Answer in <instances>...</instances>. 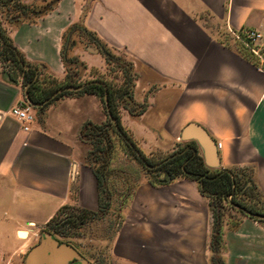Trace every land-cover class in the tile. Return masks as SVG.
<instances>
[{
	"label": "crops",
	"instance_id": "obj_1",
	"mask_svg": "<svg viewBox=\"0 0 264 264\" xmlns=\"http://www.w3.org/2000/svg\"><path fill=\"white\" fill-rule=\"evenodd\" d=\"M16 1L48 7L39 15L4 23L0 18L44 89L97 78L90 71L102 72L106 60L95 38L132 64L133 98L145 107L138 115L121 109L120 122L147 157L194 140L181 133L196 124L221 143L218 165L209 168L249 172L264 202V64L231 40L243 28L264 34V0ZM76 35L92 42L85 50H69L85 65L81 77L66 76L62 56L65 38ZM21 99L22 76L10 77L0 64V254L28 237V227L36 234L74 193L82 207L98 205L97 180L86 165L90 146L81 130L86 122L107 120L100 99L91 93L45 99L33 107L28 131L7 113ZM122 214L102 264H214L210 202L195 180H145ZM218 256L223 264H264V223L249 215L224 221Z\"/></svg>",
	"mask_w": 264,
	"mask_h": 264
},
{
	"label": "trees",
	"instance_id": "obj_2",
	"mask_svg": "<svg viewBox=\"0 0 264 264\" xmlns=\"http://www.w3.org/2000/svg\"><path fill=\"white\" fill-rule=\"evenodd\" d=\"M3 5L5 8L6 17L12 19L13 17H30L31 15H39L47 10L48 7L35 5H26L18 1L12 0H0V6ZM0 61L6 65V61L10 62V68L6 71L10 77H16L21 75L23 78V85L29 83L27 90L29 97L32 101L38 102L43 101L50 97L54 91L58 88L67 85H80L85 82H89L87 85L78 90H63L52 96L49 101L55 100L60 96L68 94H84L91 93L95 94L101 101L104 110L106 111L104 94L108 91V103L109 109L112 115L116 118L118 126L122 132L120 135L117 130L112 125L109 117L107 120L101 124H95L91 122H86L81 130V138L83 140H88L92 149L89 152V158L93 163V173L97 180V190H98V205L97 211H101L103 208L101 203V192H106L105 183L107 180L108 169H106V163H108V158L110 152L112 151V141L110 137V131L119 134L127 143L132 144L131 149H133L140 157L142 162H147L154 165L155 162L151 161L135 144L131 136L126 129L122 126L120 122V115L118 111V105L115 103V92L119 97L127 99L124 104L120 105V109L126 110L130 115H138L143 112L145 103L141 104L138 109L134 106H129L128 102L132 105H139L133 98V87L135 80V73L130 61L126 62L122 60V57L111 52L110 49L105 47L95 38V42L100 46L102 54L105 57L106 64L112 62L116 63L117 69L123 73L122 84L117 89H112V87L103 79L95 78L87 81H67L65 80L62 84H54L49 89H44L40 81L35 77L36 68H24L22 67L20 61L23 57L20 55L19 51L12 44L11 40L5 35L4 30L0 26ZM89 34V33H88ZM69 36L65 38L64 48L62 51V56L64 62L66 63V76L71 72L72 74H77V58L70 57L66 59V53L70 49ZM25 63V61H24ZM74 65V66H73ZM75 67V69H73ZM98 81V82H96ZM40 91L41 96H35L34 92ZM48 101V102H49ZM40 109H42L40 107ZM107 113V111H106ZM159 165L147 168L149 172L155 173V180L150 182L155 184H164L171 181L177 177H187L189 179L195 180L198 183L199 191L202 195L206 196L210 202V210L212 215V230L210 237V251L211 259L214 264H223L218 256L220 238H221V227L224 222V201L231 205V208L238 211L239 213L246 215L243 211L235 208L233 205H241L246 209L254 212L264 214V210H256L252 207L246 206L235 198L237 194H243L250 198H255L257 202L261 200V194L257 189L256 185L251 180L250 175H246L244 171L237 169H222V170H212L204 163L202 154L199 152L198 143L195 140H188L179 145L172 152L167 154ZM99 162L98 165H96ZM106 162V163H104ZM168 176V178H167ZM158 177V178H157ZM230 196V198H228ZM106 205V204H105ZM262 205V204H261ZM65 206L61 207L55 215H58ZM89 212V211H86ZM55 215L50 219L49 222H53ZM254 217V216H251ZM260 222L264 223V219L256 218ZM48 222V223H49ZM73 216L67 215L63 223H72ZM53 236V234H52ZM57 239L55 236H53ZM58 240V239H57Z\"/></svg>",
	"mask_w": 264,
	"mask_h": 264
},
{
	"label": "rangeland",
	"instance_id": "obj_3",
	"mask_svg": "<svg viewBox=\"0 0 264 264\" xmlns=\"http://www.w3.org/2000/svg\"><path fill=\"white\" fill-rule=\"evenodd\" d=\"M5 12L4 6L1 5L0 18L3 23L4 20H6L5 18H7ZM1 29L3 30L2 26ZM231 40L240 52L250 56L247 49L234 34H232ZM69 41L71 44L69 50L71 51L74 45H78L80 49L85 50V46L92 44L91 40H86V38L80 35L69 38ZM118 55L122 57L123 61H129L126 55L122 53ZM65 57L67 59L76 56L68 51ZM9 63L10 62L6 61L5 65L0 61V64L6 71L10 68ZM84 67L85 65L77 58V75H79V77L82 76ZM90 74H95L97 78L105 80L113 90L117 89L123 81V73L117 69L116 63L114 62L105 64L102 72L90 71ZM82 78L84 81L93 79L88 76ZM114 95L116 98L115 103L119 106L117 109L121 111L120 105L124 104L127 99L119 97L116 92ZM137 103L139 105H132L131 102H128V105L138 109L139 106L143 104L142 102ZM110 137L112 141V151L110 152L108 163L104 162L106 163V169H108L105 183L106 192H101L99 194L103 206L101 211H97V208L87 209L82 207L74 193L70 199V203L65 205L64 209H62L58 215H55L53 222H49L41 229H38L36 234L34 233V229L28 227V237H19L18 240H14L10 248L12 251L8 249L6 252L0 254V264H24V258L27 252L35 245L34 243L40 240L43 231L50 232L58 241L68 243L77 252L80 251L83 253L85 257H80L87 263L102 264L107 257L111 255L112 243L116 237L117 228L123 221V208L127 206L134 190L141 182L145 180H155L156 178L155 173L147 170L148 167L145 165V162L141 161L138 154L131 149L129 144L119 134L110 131ZM84 141L90 146L86 156V165L93 171V163L89 158L92 145L88 140ZM167 154L149 156L148 158L157 164L160 162L159 160L164 158ZM98 164L99 162L96 165ZM246 175H250L249 172H247ZM235 198L253 209L264 210V202L262 203V199L257 202L255 198L253 199L243 194H237ZM223 205L225 210L224 221L234 222L238 217L243 215L231 208L232 204L224 201ZM233 206L237 208L235 205ZM67 215L73 216L72 223H63Z\"/></svg>",
	"mask_w": 264,
	"mask_h": 264
},
{
	"label": "water",
	"instance_id": "obj_4",
	"mask_svg": "<svg viewBox=\"0 0 264 264\" xmlns=\"http://www.w3.org/2000/svg\"><path fill=\"white\" fill-rule=\"evenodd\" d=\"M1 38V33H0ZM93 50L96 52L98 51L97 48H93ZM22 67L24 68H30L31 66L29 64L24 63L23 60L20 61ZM37 76V73H36ZM35 76V77H36ZM98 82V81H96ZM89 82L83 83L81 85H67L61 88H58L54 93L51 95L54 96L55 94L62 92L63 90H78L87 85ZM29 84L25 85V98L29 104H31L33 107L41 106L45 101H38L34 102L30 99L28 94V87ZM51 97L47 98L46 100H49ZM104 102L105 107L107 111V115L111 120L112 125L117 130V132L122 135V132L118 126L116 118L112 115L109 109V103H108V91H105L104 94ZM181 138L184 140L188 139H194L199 147L202 150V156L204 159V163L208 167H216L218 165V156H217V147L216 143L211 139L209 134L200 126L196 124H189L187 125L181 133ZM129 146H132L130 142H128ZM139 156V155H138ZM160 161L157 164H149L145 162V165L150 168L157 166L161 163ZM168 178V176H167ZM238 209L243 211L246 215L258 217L261 219H264V214L260 213H254L245 207H242L241 205L236 204L235 205ZM44 253L45 256L42 259V261H37L36 257L40 254ZM78 259L79 264H88L85 260H83L79 253L68 243L60 242L57 239H55L50 232L43 231L42 237L40 240L32 246L29 251L27 252L25 258H24V264H68L72 259Z\"/></svg>",
	"mask_w": 264,
	"mask_h": 264
},
{
	"label": "built area",
	"instance_id": "obj_5",
	"mask_svg": "<svg viewBox=\"0 0 264 264\" xmlns=\"http://www.w3.org/2000/svg\"><path fill=\"white\" fill-rule=\"evenodd\" d=\"M234 36L247 49L249 54L264 64V34L258 30L243 28L233 33ZM8 115L12 116L19 124L21 129L28 131L31 122L35 119L34 109L31 104L25 99L17 101L7 111ZM179 140V138H178ZM221 143L216 144L220 148ZM230 198V196H228Z\"/></svg>",
	"mask_w": 264,
	"mask_h": 264
},
{
	"label": "flooded vegetation",
	"instance_id": "obj_6",
	"mask_svg": "<svg viewBox=\"0 0 264 264\" xmlns=\"http://www.w3.org/2000/svg\"><path fill=\"white\" fill-rule=\"evenodd\" d=\"M34 244H36V243H34ZM34 244H33V245H34ZM78 252L80 253V256H81V257H85L83 253H81L80 251H78ZM68 264H79V260L76 259V258H74V259H72ZM88 264H90V263H88Z\"/></svg>",
	"mask_w": 264,
	"mask_h": 264
}]
</instances>
